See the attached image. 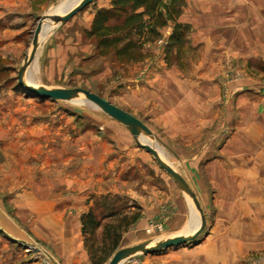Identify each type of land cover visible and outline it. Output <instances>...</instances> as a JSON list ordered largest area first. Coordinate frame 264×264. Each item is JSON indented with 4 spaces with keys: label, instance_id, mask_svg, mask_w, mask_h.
Returning a JSON list of instances; mask_svg holds the SVG:
<instances>
[{
    "label": "rangeland",
    "instance_id": "rangeland-1",
    "mask_svg": "<svg viewBox=\"0 0 264 264\" xmlns=\"http://www.w3.org/2000/svg\"><path fill=\"white\" fill-rule=\"evenodd\" d=\"M63 1L0 0V264H106L120 248L199 225L126 127L88 102L16 86L38 19L64 13ZM101 1L44 26L26 81L86 89L150 129L139 141L183 177L205 219L195 241L168 249V264H264V0H183L182 44L170 45L168 20L130 63L98 57L86 37ZM179 199L183 214L168 229ZM89 210L102 217L91 247L80 225ZM152 256L120 264H162Z\"/></svg>",
    "mask_w": 264,
    "mask_h": 264
},
{
    "label": "trees",
    "instance_id": "trees-1",
    "mask_svg": "<svg viewBox=\"0 0 264 264\" xmlns=\"http://www.w3.org/2000/svg\"><path fill=\"white\" fill-rule=\"evenodd\" d=\"M183 0H110V7L99 9L93 15L86 37L95 42L98 57L111 55L116 62H134L143 58V45L159 35V29L170 20L174 23L169 36L170 45L183 42L184 26L177 22ZM115 215L110 212L109 217ZM101 218L94 211L80 216L81 233L89 246L94 245L95 231ZM109 235L105 232L103 241ZM111 238V246L119 239Z\"/></svg>",
    "mask_w": 264,
    "mask_h": 264
},
{
    "label": "water",
    "instance_id": "water-1",
    "mask_svg": "<svg viewBox=\"0 0 264 264\" xmlns=\"http://www.w3.org/2000/svg\"><path fill=\"white\" fill-rule=\"evenodd\" d=\"M95 0H80L72 8L62 14L52 13L41 16L32 34L29 51L25 54L20 67L17 70L16 86L24 93L37 97L38 99H48L50 101H71L81 100L88 102L98 108L102 113L128 129L137 147L148 153L158 167L164 171L175 183L177 188L190 199L199 216V225L192 234L175 235L167 238H156L143 241L141 243L116 250L106 264H120L124 260L136 256L157 253L168 248L178 247L195 241L205 228V219L199 206L195 194L188 186L183 177L177 173L168 163L160 158L156 149L148 142H140L139 133L148 138H152V133L148 127L136 117L119 107L111 104L104 98L83 88H52L46 89L34 86L26 81L27 70L32 63L39 45V38L45 25L63 24L77 12L84 9Z\"/></svg>",
    "mask_w": 264,
    "mask_h": 264
},
{
    "label": "crops",
    "instance_id": "crops-1",
    "mask_svg": "<svg viewBox=\"0 0 264 264\" xmlns=\"http://www.w3.org/2000/svg\"><path fill=\"white\" fill-rule=\"evenodd\" d=\"M97 1V0H96ZM214 1H216V2H220V1H224V2H227L228 3V1L227 0H214ZM205 2H202V0H184V6L185 7H189V8H195V7H198L199 5H202V4H204ZM97 10H99V9H107V8H109L110 7V0H102L101 2H98V4H97ZM200 7V6H199ZM183 9H184V7H183ZM182 9V10H183ZM185 10V9H184ZM95 12V11H94ZM94 12L91 14V16H90V18H91V21H92V18H93V14H94ZM179 19L177 20V22L178 23H183V22H185L186 21V19H185V15H183V13L180 15V17H178ZM91 21H90V24H91ZM27 73H28V70H27ZM27 76V75H26ZM142 100H146V97H144V96H142ZM131 114V113H130ZM118 123V122H117ZM120 124V123H119ZM149 129V128H148ZM150 130V129H149ZM175 184V183H174ZM169 189H171V188H169ZM154 197H157V196H155V195H153V197H152V199L154 200ZM177 198H179V197H177ZM178 202H180V204L178 205L177 203ZM175 203H176V206L178 205V209L179 210H176L175 211V213H174V216H171L170 218H169V223H168V225H166V227L168 228V229H170V228H176V226H177V224H178V222H177V220L179 219V216L180 215H182L183 213H182V210H181V207H182V205H183V203H184V200H182V199H179V200H175ZM189 209V208H188ZM144 212H146L145 210H144ZM139 227V229H141V224L140 225H138ZM173 234H176L175 232L173 233ZM168 249H172V248H168ZM168 249H166V250H163V251H160V252H157V253H153V254H150V255H154V256H152V257H159V259L161 260V263L162 264H168L167 263V261L164 259L165 257H168V255H170L171 253H172V251H169ZM173 249H175V247L173 248ZM164 252V254H162ZM147 255H149V254H147ZM156 255V256H155Z\"/></svg>",
    "mask_w": 264,
    "mask_h": 264
},
{
    "label": "bare ground",
    "instance_id": "bare-ground-1",
    "mask_svg": "<svg viewBox=\"0 0 264 264\" xmlns=\"http://www.w3.org/2000/svg\"><path fill=\"white\" fill-rule=\"evenodd\" d=\"M69 1H70V0H67V1L65 0V1L61 2V3L58 5V7L66 12L67 10H69L70 8H72V7H73L77 2H79L80 0H75V2H74L73 5H72V4L69 5ZM193 224H194V223H193ZM192 227H193V226H192ZM197 227H198V225H197V226H194L193 231L190 232L189 234H192V233L197 229Z\"/></svg>",
    "mask_w": 264,
    "mask_h": 264
}]
</instances>
